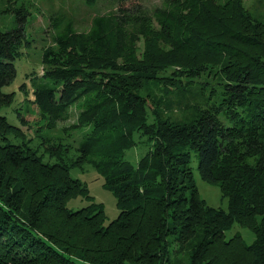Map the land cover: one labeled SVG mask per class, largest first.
Returning <instances> with one entry per match:
<instances>
[{"label": "trees", "instance_id": "16d2710c", "mask_svg": "<svg viewBox=\"0 0 264 264\" xmlns=\"http://www.w3.org/2000/svg\"><path fill=\"white\" fill-rule=\"evenodd\" d=\"M84 2L93 7L97 0ZM113 4L81 30L65 13L51 15L44 70L29 78V94L26 83L20 87L35 120L25 119L30 105L25 115L18 113L22 128L0 114V264H264L262 23L239 0H164L150 10L136 0ZM204 23L216 32L204 30ZM22 36L21 24L0 30L1 104L14 96L2 88L16 76ZM140 38L147 42L141 61ZM159 41L180 56L194 54L190 66L177 65L175 78L218 79L210 85L213 102L194 103L192 82L174 98L145 91L144 81H181L158 73ZM210 54L218 66L205 61ZM78 101L77 123L68 129L90 125L81 152L101 145L92 164L118 209L107 224L103 204L70 176L80 160L60 143L49 153L55 160L43 161L25 139L31 125L67 120ZM189 102L197 107L192 117H170L175 108L189 109ZM141 142L146 151L135 163L126 160V151ZM196 151L201 178L219 186L226 208L199 195L189 165ZM79 196L87 204L70 208L68 201ZM235 223L251 230V243L240 232L226 236Z\"/></svg>", "mask_w": 264, "mask_h": 264}, {"label": "rangeland", "instance_id": "374dc122", "mask_svg": "<svg viewBox=\"0 0 264 264\" xmlns=\"http://www.w3.org/2000/svg\"><path fill=\"white\" fill-rule=\"evenodd\" d=\"M114 0H97V3L93 7H88L84 0H0V30L7 31L16 29L20 24L23 29V36L21 38V45L19 51L21 56L14 61L16 76L14 80L4 86L2 91L4 93H14L13 98L6 104L0 103V114L4 115L6 119L13 125L22 128L20 125V118L18 113L25 115V111L30 105L29 101L25 99V92L20 90L23 83H26V89L28 94L31 90V76H40L44 70L41 62V54L44 48L51 45V33L52 28L50 26V17L56 12H63L66 15L73 18L77 29L81 30L86 28L91 18L97 14L109 11L113 9ZM143 3L149 10L155 6L163 5L164 0H136ZM226 0H215L218 4H223ZM241 1L244 9L248 11L252 17L258 19L264 28V0H239ZM216 6V5H215ZM24 17V19L22 18ZM18 18V20H17ZM205 22V21H204ZM233 24L238 26L234 21ZM152 27L158 28V24L155 20H152ZM204 30L209 32H216V27L209 24H202ZM146 39L140 38L136 43L137 54L141 61L143 52L146 48ZM156 59H158V73L162 77H172L174 69L177 65L190 66L187 62L193 59L194 54H187L185 56L178 55V52L171 50L168 43L159 41L157 44ZM160 49V50H159ZM205 61L210 66L216 67L219 65V61L213 54L208 55ZM181 79L180 84H176L174 81H162L149 80L144 81L145 91H149L152 94L159 96L176 97L177 89L187 85L188 82L194 83L195 100L194 103H198L201 107H205L217 97L216 95L210 97V85L216 84L218 79L216 77L208 78H191L186 74L179 75ZM175 78V79H179ZM173 80V79H171ZM176 81V80H175ZM204 82V86L202 85ZM83 101V100H82ZM81 103L76 102L69 109V116L67 120H60L55 123L53 127H47L44 123L38 122L36 125H31V128L24 130L25 139L28 145L34 148L39 155L42 156L43 161L53 162L55 156H50V151L56 153V146L60 143L62 147L68 148L67 155L75 159L80 160V164L77 167L70 169V176L72 178H78L84 181L88 188V193L91 194L95 201L103 204L105 212L104 224L113 220L117 214L118 209L116 207V200L112 192L102 185L103 178L95 170L92 162L97 161L101 156V145H97L90 153L79 151V143L82 141L84 135L91 130L90 125H84L68 129L72 124L77 123L78 114L81 110ZM189 109L175 108L171 112L170 117L184 119L192 117L195 111V107L192 102ZM161 107V106H160ZM162 108V107H161ZM29 112L26 114L25 119L32 122L35 120V113L32 114V105H30ZM221 119L228 124V120L224 115H221ZM68 129V130H67ZM20 136L10 134V138L13 143L19 141ZM139 140V138L137 139ZM148 144L142 142L136 144L133 148L129 149L125 153V159L131 163H135L136 160L146 151ZM54 147V148H51ZM68 160V157L66 158ZM189 165L192 169V176L197 186L199 195L204 198L208 205L214 207L226 208L227 201L221 197L219 186L216 183L204 181L198 171V155L197 151L191 153ZM4 193V192H3ZM2 193V194H3ZM1 195V194H0ZM4 195V194H3ZM2 196V195H1ZM0 198V206L3 202ZM68 206L72 209H77L87 204V201L82 197H75L68 201ZM235 232H240L245 243L249 244L253 240V233L247 227H242L235 223L230 230L226 232V236H232ZM3 239V238H2ZM6 240V239H5Z\"/></svg>", "mask_w": 264, "mask_h": 264}, {"label": "built area", "instance_id": "2783aa9c", "mask_svg": "<svg viewBox=\"0 0 264 264\" xmlns=\"http://www.w3.org/2000/svg\"><path fill=\"white\" fill-rule=\"evenodd\" d=\"M132 264H136V263H132Z\"/></svg>", "mask_w": 264, "mask_h": 264}]
</instances>
